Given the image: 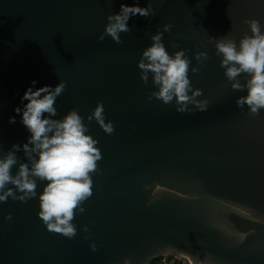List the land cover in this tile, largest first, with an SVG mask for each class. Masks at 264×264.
I'll return each mask as SVG.
<instances>
[{"label": "water", "instance_id": "95a60500", "mask_svg": "<svg viewBox=\"0 0 264 264\" xmlns=\"http://www.w3.org/2000/svg\"><path fill=\"white\" fill-rule=\"evenodd\" d=\"M148 2L154 14L130 18L117 44L97 37L106 17L133 0H0V151L26 141L13 109L33 80L37 88L65 82L55 118L70 109L86 117L102 102L114 128L109 135L84 121L102 159L73 238L46 230L35 198L0 202V264H151L172 256L168 249L210 264H264V109L252 116L236 107L245 92L231 89L213 40L238 42L248 19L264 25V0L139 5ZM165 24L162 42L170 54L187 50L205 111L178 113L150 99L151 80L140 79V53ZM200 51L208 58L197 64Z\"/></svg>", "mask_w": 264, "mask_h": 264}, {"label": "clouds", "instance_id": "9594fccd", "mask_svg": "<svg viewBox=\"0 0 264 264\" xmlns=\"http://www.w3.org/2000/svg\"><path fill=\"white\" fill-rule=\"evenodd\" d=\"M153 14L150 2L144 7L139 5V0H133L131 5L121 3L118 12L106 17L107 23L97 39L103 41L108 36L115 43H122L120 34L131 31L130 18L137 15L147 18ZM244 22L248 32L238 42L227 36L212 39L215 55L219 57L231 89L245 92L236 98V107L244 109L247 106V113L254 116L264 109V25L256 19ZM162 28L163 32L157 30L150 36L151 43L142 49L137 61L141 81L148 84L151 80L155 89L149 93V98H156L163 104L173 103L178 113L191 111L189 105L205 111L207 101L197 99L202 91L192 87L188 76L191 61L187 50L170 54L162 37L171 25L165 24ZM170 47L177 45L171 43ZM194 58L200 64L208 57L206 52L200 51ZM190 71L197 73L198 68L191 67ZM241 74L246 75L244 83L239 79ZM36 83L35 80L30 82L31 86L21 96V106L13 109L28 133L26 141L13 143L0 151V202L8 198L20 202L35 198L36 215L46 230L71 239L76 235L74 218L85 211L83 202L92 195L91 174L99 172L97 162L102 159L98 141L89 133L84 121L94 120L109 135L114 131L113 123L105 120L102 102H98L86 117L70 109L62 117L55 118L58 115L55 102L64 91L65 82L38 88ZM8 122L15 123L16 116H10ZM38 182L39 192L36 190ZM5 219L11 220V213L6 214ZM83 230L88 231L87 227ZM89 247L93 251L96 249L95 243ZM165 255L182 259L186 264H210L207 257L201 260L174 249H168Z\"/></svg>", "mask_w": 264, "mask_h": 264}, {"label": "built area", "instance_id": "2783aa9c", "mask_svg": "<svg viewBox=\"0 0 264 264\" xmlns=\"http://www.w3.org/2000/svg\"><path fill=\"white\" fill-rule=\"evenodd\" d=\"M159 264H186V262L180 259H176L174 256H170L160 259Z\"/></svg>", "mask_w": 264, "mask_h": 264}, {"label": "trees", "instance_id": "16d2710c", "mask_svg": "<svg viewBox=\"0 0 264 264\" xmlns=\"http://www.w3.org/2000/svg\"><path fill=\"white\" fill-rule=\"evenodd\" d=\"M160 259L154 260L151 264H159Z\"/></svg>", "mask_w": 264, "mask_h": 264}]
</instances>
